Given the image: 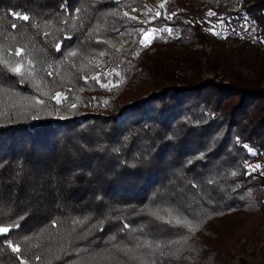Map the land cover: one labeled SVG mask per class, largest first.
Returning a JSON list of instances; mask_svg holds the SVG:
<instances>
[{
	"label": "trees",
	"instance_id": "16d2710c",
	"mask_svg": "<svg viewBox=\"0 0 264 264\" xmlns=\"http://www.w3.org/2000/svg\"><path fill=\"white\" fill-rule=\"evenodd\" d=\"M140 29L161 31L145 47ZM230 39L250 49L236 67L199 50L202 67L175 49ZM259 51L264 0H0V264H231L236 254L249 264L263 254ZM113 69L107 88L91 79Z\"/></svg>",
	"mask_w": 264,
	"mask_h": 264
},
{
	"label": "snow or ice",
	"instance_id": "6c2138e0",
	"mask_svg": "<svg viewBox=\"0 0 264 264\" xmlns=\"http://www.w3.org/2000/svg\"><path fill=\"white\" fill-rule=\"evenodd\" d=\"M161 7H163V5H161ZM12 15L14 17H16V19L18 21L27 22L30 19V17L27 16V15H20L19 13H15V12L12 13ZM124 15L127 16L128 14L125 13ZM159 15L160 14L157 13L156 17H159ZM209 15H213V13H209ZM130 19H135V17H130ZM154 19H155V17H154ZM12 27L16 28L17 27V23L14 22ZM165 30H167L169 33H171V31H172L171 28H167ZM140 31L143 32V37L140 39V44L142 46L146 47L147 44L151 42V38H152L153 33L161 31V29H148L147 31H144V29H140ZM68 38H70V37H66V39H68ZM55 47H56L57 51H60V48H61L60 43H57ZM22 51L23 50L21 48H16L14 55L17 56V57H20L22 55ZM69 55H76V53L75 52H71V53H69ZM101 55H103V53H101ZM2 63H3V65H5L7 67L8 71H10L12 73H15L16 75L22 77V82L24 80L32 78L31 77V73L25 70L23 62H16L14 66L8 60H3ZM49 67H51V65ZM49 75H52V73L49 72ZM111 75L118 76L119 72L116 69H113L112 72H110V73L109 72L97 73L95 76L91 77V79L95 80L98 84H100V87L107 88L108 84L100 82L101 81V76H103L105 79H107ZM85 79L87 80L88 77H85ZM109 83H110V81H109ZM33 99H35V98H33ZM51 99L55 100L57 105H60L65 100V97L63 96V94L61 92H57L55 96L51 97ZM35 103L38 104V105H43L44 101L43 100H39V99H35ZM76 107H77L76 104H72V106H71L72 109H75ZM57 111H58V109H57ZM47 115H52V113L48 112ZM32 119L35 120V119H38V117L37 116H33ZM244 147L247 148L248 146H244ZM210 150L211 149H209V151ZM248 151L252 152V149L248 148ZM205 156H206V153H201L200 156L198 157V159H204ZM192 162H193V160H191V159L188 161L189 164L192 163ZM255 167L258 168L259 165H256ZM233 175H235V173H233ZM125 227H127V225H125ZM8 232H9V228L0 227V234H5V233H8ZM9 246L12 248L13 252H18L19 251V248L16 247V246H13L11 241H9ZM37 259H39V258H37ZM21 264H23V261L21 262Z\"/></svg>",
	"mask_w": 264,
	"mask_h": 264
},
{
	"label": "rangeland",
	"instance_id": "374dc122",
	"mask_svg": "<svg viewBox=\"0 0 264 264\" xmlns=\"http://www.w3.org/2000/svg\"><path fill=\"white\" fill-rule=\"evenodd\" d=\"M232 9H236L237 7L235 5H233L231 7ZM148 11H150L152 9L151 6L147 7ZM207 29L210 32L213 33H219V27L209 24L207 26ZM243 42V40H239L238 42L233 41L230 39V41L221 48H212L211 45H208L207 43L205 44H194L192 47L189 48H181V47H175L176 50H180L182 51L180 54L183 56H187L190 61L192 60H198L201 62L202 67L207 66V63L204 59V57L199 53V50L206 53V56L210 58V64L212 65L214 63V61H220L222 62L223 59H230V61H228L230 63V65L232 66H237L236 63L234 61H232V59L235 57H239L242 58L241 56L243 55L245 58L249 55V47H247L246 45H241ZM259 55V59H262L261 64L264 68V52L259 51L258 52ZM239 68V67H238ZM239 71V69H238ZM241 72L246 73L245 71L240 70ZM217 74V73H216ZM220 74V73H218ZM203 75L205 77H213V73L208 71L207 69H204ZM221 76V75H219ZM241 244V241H240ZM263 248H264V242H263ZM264 251V249H263ZM239 253V252H238ZM241 255V254H240ZM251 260V259H250ZM249 264H264V252L257 254L256 258L254 260L249 261Z\"/></svg>",
	"mask_w": 264,
	"mask_h": 264
},
{
	"label": "built area",
	"instance_id": "2783aa9c",
	"mask_svg": "<svg viewBox=\"0 0 264 264\" xmlns=\"http://www.w3.org/2000/svg\"><path fill=\"white\" fill-rule=\"evenodd\" d=\"M243 242H244V240L242 239V240H241V243H243ZM240 256H241V255L236 254L235 257L233 258L231 264H241Z\"/></svg>",
	"mask_w": 264,
	"mask_h": 264
}]
</instances>
